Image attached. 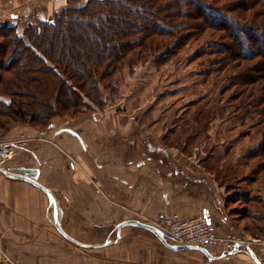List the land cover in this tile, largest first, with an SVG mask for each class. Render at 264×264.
Masks as SVG:
<instances>
[{"label":"rangeland","instance_id":"1","mask_svg":"<svg viewBox=\"0 0 264 264\" xmlns=\"http://www.w3.org/2000/svg\"><path fill=\"white\" fill-rule=\"evenodd\" d=\"M207 2L238 22L251 21L264 26L262 18L258 16L262 12V5L255 0L252 4L251 0ZM44 3L45 0L28 3L29 8L18 12L17 22L7 20L9 9L2 13V18L10 26L17 25L16 31L20 33L30 13L32 17L28 22H38L43 11L49 13ZM55 3L53 1V5ZM58 3L65 4L58 10L68 5L67 0H58ZM183 3L187 4V0L181 1V5ZM185 7L190 16L178 18L174 24L177 26L166 20L168 28H176L174 38L169 40L174 41L172 52L156 60L144 54L119 63L112 70L109 86L99 84V97L94 96L99 101L84 97L86 106L75 107L62 114L63 117L52 118L42 134L26 121L0 128V148H3L0 168L28 163L18 160L16 152L23 151L24 147L35 148L36 143L53 142L56 147L63 146L68 151L75 148V151H112V183L127 185L128 182L123 179L125 171L131 168L137 177L141 175L139 171L144 169L148 179L154 177L150 179L154 185L148 184L147 187L150 191L159 184L157 176L164 173L165 177L172 179L171 168L174 164L177 165L175 169L186 174L178 177V186H183L184 191L195 188L190 193L192 198L198 197L197 202L206 201L207 195L206 203L215 214L224 205L228 214L234 217L231 221L235 230L249 239L252 245L264 249V104L258 106L257 110L252 111L248 107L244 111L241 104L246 105L242 103V98L232 100L235 89H225L230 86L229 78L238 75L241 65L237 60H230L224 68L223 62H220L221 47L229 41L227 31L209 26L194 7ZM54 13L50 12L46 18ZM181 21L190 22L193 29L182 31L184 25ZM0 60L4 61L1 55ZM5 76L10 77L11 73L7 72ZM254 88H257V84ZM6 89V83H1L0 93ZM253 95L256 96V92ZM19 98H12V101ZM252 99L250 97V101ZM0 101L7 103L10 100L0 94ZM73 110L79 113H72ZM0 113L3 110L0 109ZM55 131L57 134L61 132L60 139L52 137ZM29 137L40 141L27 142ZM155 151H169L174 161L166 153L157 157ZM126 152L132 158L125 155ZM150 164L154 168L149 167ZM150 169L154 170L150 172ZM137 184L132 183L134 189L138 188ZM200 184H206L207 188ZM211 187L214 195L209 191ZM208 193L213 196L210 197ZM123 196L124 189L115 187V191H112L114 201L123 199ZM122 207H126L124 203L116 210L112 209V230L117 225L115 215L123 210ZM55 210L57 214L58 209ZM53 211L50 204L47 211L49 219ZM136 212L128 211V214L146 222L144 218L147 216ZM118 231H112L113 242L120 237ZM79 251L85 256L92 252L87 249Z\"/></svg>","mask_w":264,"mask_h":264},{"label":"crops","instance_id":"2","mask_svg":"<svg viewBox=\"0 0 264 264\" xmlns=\"http://www.w3.org/2000/svg\"><path fill=\"white\" fill-rule=\"evenodd\" d=\"M53 1L56 2L54 5ZM30 2L33 0H0L1 24L6 23L2 18L3 12L11 10L7 20L17 22L18 12L27 9ZM44 5L50 13L56 12L65 4L58 3V0H45ZM49 13L43 11L39 19L48 17ZM57 131L52 132V137L60 139L61 132L57 134ZM29 138L27 142L39 140ZM60 142L64 143L63 140ZM75 150L76 148L68 151L63 146L56 147L53 142L36 143L35 148L24 147L23 151L16 152L18 160L28 163H18L5 169L21 166L39 169L37 181L54 198L59 225L66 234L88 245L87 250L92 252L85 256L79 250L86 248L69 243L57 233L47 216L50 202L44 191L26 181L0 173V264H256L244 247H236L230 252L210 248L207 249L211 256L209 258L194 248L173 250L150 231L132 225L122 227L118 232L119 239L113 242L112 209L116 210L122 203L126 207H122L124 211L119 210V214L115 215L116 224L136 219L128 211L141 212L144 217L147 216L144 218L146 222L137 220L150 225H154L160 216L177 215L180 219H188L208 214L211 217V227L218 234H223L230 226L233 227L231 220L234 217L228 214L224 205L215 214L207 205V195V203L204 200L197 202L198 197L194 199L190 193L195 188L184 191L183 186H178V177L184 172L175 169L177 165L172 164V179L165 177L164 173L157 176L154 172L160 185L157 184L156 188L148 191V184L154 185L150 180L154 177L148 179L144 169L139 171L141 175L137 177L131 168L125 171L123 179L128 182L127 185L112 183V151ZM163 153L174 161L169 151H155L154 155L158 157ZM125 155L132 158L129 152ZM148 166L154 168L153 164ZM153 170L150 169V172ZM133 182L139 183L136 185L137 189H134ZM200 186L207 188L206 184ZM115 187L124 189L123 199L112 200ZM212 189L213 187L209 191ZM212 192L214 195V191ZM208 195L213 196L210 193ZM144 206L146 208L143 210ZM107 238L109 242L105 246L95 248ZM247 246L260 263L264 264V249L251 243Z\"/></svg>","mask_w":264,"mask_h":264},{"label":"trees","instance_id":"3","mask_svg":"<svg viewBox=\"0 0 264 264\" xmlns=\"http://www.w3.org/2000/svg\"><path fill=\"white\" fill-rule=\"evenodd\" d=\"M67 1L68 5L52 17L28 22L32 17L28 15L20 33L17 25L8 22L0 27V55L4 59L0 60V84L6 83L7 87L0 94L10 100L0 101L1 129L26 121L42 134L52 118L86 106L84 97L99 101L95 98L99 97V84L109 86L112 70L119 63L144 54L155 60L170 54L174 41L169 40L174 38L176 28H168L166 20L177 26L174 24L178 18L190 16L186 5L194 7L209 26L227 31L229 41L221 47L220 62L224 68L230 60L241 65L225 89H235L232 100L242 98L244 111L248 107L257 110L264 104L263 25L238 22L207 0H187L183 5V0ZM255 1L262 5L258 16L264 22V0ZM181 23L185 27L182 31L193 29L190 22ZM7 72L10 77L5 76Z\"/></svg>","mask_w":264,"mask_h":264},{"label":"built area","instance_id":"4","mask_svg":"<svg viewBox=\"0 0 264 264\" xmlns=\"http://www.w3.org/2000/svg\"><path fill=\"white\" fill-rule=\"evenodd\" d=\"M210 222L211 217L208 214L188 219L170 215L160 216L153 226L175 245L197 246L204 249L220 248L230 252L236 245L250 243L249 239L239 234L232 226L225 233L218 234L211 227Z\"/></svg>","mask_w":264,"mask_h":264},{"label":"water","instance_id":"5","mask_svg":"<svg viewBox=\"0 0 264 264\" xmlns=\"http://www.w3.org/2000/svg\"><path fill=\"white\" fill-rule=\"evenodd\" d=\"M2 26L1 22H0V27ZM66 131L71 132L70 130L66 129ZM0 173L4 174L6 177L9 178H14V179H20L23 181H26L38 188H40L42 191H44L47 195V197L49 198V202L51 204V207L54 209L52 217H51V221L53 226L55 227V229L57 230V232L64 237L67 241L81 247V248H89L88 245H85L81 242H79L78 240L74 239L73 237L69 236L68 234H66L64 232V230L61 228V226L58 223L57 220V214H56V205H55V201L54 198L51 196V194L49 193V191L42 185L40 184L37 180H38V176H39V169L37 168H26V167H12V168H0ZM128 225H132L135 227H139L145 230L150 231L151 233H153L164 245L170 247L173 250H183V249H198L201 252H203L207 257H211L210 254L208 253L207 249H204L202 247H197V246H186V245H175V244H169L167 241L166 236L160 231L158 230L156 227H154L153 225H150L148 223H143L137 219H129L123 222L118 223L113 230H120L122 227L124 226H128ZM112 230V231H113ZM119 232V231H118ZM109 242V238H107V240L105 242H103L102 244H99L96 247H102L105 246L107 243ZM236 247H244L247 252L249 253L250 257L254 260V262L256 264H261L260 261L257 259V257L255 256V254L253 253V251L251 250V248L247 245H236L234 250L236 249Z\"/></svg>","mask_w":264,"mask_h":264},{"label":"bare ground","instance_id":"6","mask_svg":"<svg viewBox=\"0 0 264 264\" xmlns=\"http://www.w3.org/2000/svg\"><path fill=\"white\" fill-rule=\"evenodd\" d=\"M3 151V148H0V152H2ZM3 153V152H2ZM2 155V154H1ZM2 158V157H1Z\"/></svg>","mask_w":264,"mask_h":264}]
</instances>
